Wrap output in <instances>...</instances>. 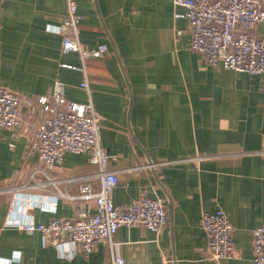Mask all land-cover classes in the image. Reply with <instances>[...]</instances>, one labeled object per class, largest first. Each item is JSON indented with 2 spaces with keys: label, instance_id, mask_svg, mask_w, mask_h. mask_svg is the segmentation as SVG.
<instances>
[{
  "label": "crops",
  "instance_id": "obj_1",
  "mask_svg": "<svg viewBox=\"0 0 264 264\" xmlns=\"http://www.w3.org/2000/svg\"><path fill=\"white\" fill-rule=\"evenodd\" d=\"M83 47L107 44L85 61L90 90L80 87L78 53H63L58 31L66 0H0V86L35 105L23 108V126L0 130V264H102L113 254L127 264H257L256 227L264 225V75L209 64L190 47L191 30L173 0H79ZM257 30L264 38V24ZM65 83V97L91 101L102 116L105 167L118 173L115 204L129 207L142 192L165 198L171 211L160 232L122 226L89 257L62 258L40 232L11 225L47 222L94 209L79 194L82 181L100 187L101 167L86 153H67L47 182L35 151L27 150L45 115L38 102ZM41 182L42 185L32 186ZM28 183L31 186L21 187ZM219 207L234 226L236 256H206L201 217ZM20 259V260H19Z\"/></svg>",
  "mask_w": 264,
  "mask_h": 264
},
{
  "label": "built area",
  "instance_id": "obj_2",
  "mask_svg": "<svg viewBox=\"0 0 264 264\" xmlns=\"http://www.w3.org/2000/svg\"><path fill=\"white\" fill-rule=\"evenodd\" d=\"M176 7H184L185 17L191 30L190 47L204 55L213 66L246 72L250 75H264V38L257 26L264 24V0H173ZM67 18L58 27L63 35L62 52L78 53L82 64L64 63L63 66L80 70L85 78L80 87L90 90L85 61L89 57H102L108 51L107 44L96 48L83 47L79 37L83 15L79 0H66ZM38 102L45 112L31 138L30 150L35 151L40 166L32 174L42 173L47 182L56 185L51 177L53 168L61 163L65 155L86 153L90 160L101 167L100 187L84 180L79 185V194L70 195L58 191L55 195L68 200L79 199L92 203L94 209L83 207L76 217H52L47 222L28 220L11 221L10 224L28 232H40L45 246H55L62 258L74 257L81 253L89 257L101 241L111 242L122 226L143 225L154 232H160L170 219L165 198L152 197L142 192L129 207L115 204L113 193L119 183L118 173L107 170V153L102 146V116L91 101L77 102L65 97V83L57 80L49 94L42 95ZM35 105L31 98L23 97L11 89L0 86V130L23 126V108ZM42 185L41 182L32 185ZM21 187L31 184L24 183ZM201 226L207 235L206 256L215 260L232 258L237 254L234 240V226L227 212L219 207L205 212ZM254 261L264 264V225L253 231ZM20 260V259H19ZM127 264L121 255L112 256L110 263Z\"/></svg>",
  "mask_w": 264,
  "mask_h": 264
},
{
  "label": "water",
  "instance_id": "obj_3",
  "mask_svg": "<svg viewBox=\"0 0 264 264\" xmlns=\"http://www.w3.org/2000/svg\"><path fill=\"white\" fill-rule=\"evenodd\" d=\"M31 144H32V141L29 140L27 150H30ZM168 211H169V214L171 215V211H170L169 207H168Z\"/></svg>",
  "mask_w": 264,
  "mask_h": 264
},
{
  "label": "rangeland",
  "instance_id": "obj_4",
  "mask_svg": "<svg viewBox=\"0 0 264 264\" xmlns=\"http://www.w3.org/2000/svg\"><path fill=\"white\" fill-rule=\"evenodd\" d=\"M167 209H168V207H167Z\"/></svg>",
  "mask_w": 264,
  "mask_h": 264
}]
</instances>
